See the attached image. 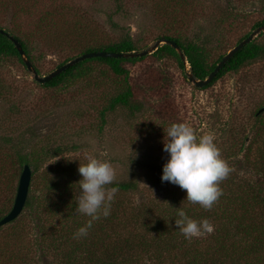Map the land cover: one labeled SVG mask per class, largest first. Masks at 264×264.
<instances>
[{
	"label": "rangeland",
	"instance_id": "obj_1",
	"mask_svg": "<svg viewBox=\"0 0 264 264\" xmlns=\"http://www.w3.org/2000/svg\"><path fill=\"white\" fill-rule=\"evenodd\" d=\"M188 1L191 4L184 10L172 7L163 11L157 7L163 5L160 0H43L42 7H70L68 16L76 12L91 36L104 41H117L128 32L139 51L152 48L169 27L184 38L199 35L200 43L210 36L205 43L210 63L255 31L254 24L264 18V0ZM11 18V11L0 12L4 26L12 27ZM15 22L29 35L33 63L40 75L49 74L74 54L70 44L36 33L35 17L20 16ZM254 41L264 45V30ZM151 53L140 61L125 63L129 71L126 80L134 92L132 101L139 109L132 112L118 106L106 113L103 124L100 111L110 97L124 90V76L95 64L85 76L45 87L16 57L0 58V135L22 133L23 146L40 170L59 160L78 167L79 161L85 162V153L106 159L114 167L116 179L133 178L137 183L129 196L135 202L164 195L167 187L158 183L155 172L168 158L162 151V128L166 130L172 122L189 124L198 136L213 134L222 157L229 154L238 156L234 161L240 159L232 172L238 176L247 172L239 148L258 129L255 114L264 106V57L203 88L185 77L175 58ZM262 114L264 121V111ZM58 146L62 153L47 157V152ZM16 172L20 177L22 170ZM17 222L2 226L0 234H8Z\"/></svg>",
	"mask_w": 264,
	"mask_h": 264
},
{
	"label": "trees",
	"instance_id": "obj_2",
	"mask_svg": "<svg viewBox=\"0 0 264 264\" xmlns=\"http://www.w3.org/2000/svg\"><path fill=\"white\" fill-rule=\"evenodd\" d=\"M160 2L163 5L158 4L157 7L161 11L172 7L184 10L191 4L188 0ZM42 6L43 0H0V12L11 11V22L14 23L9 28L0 21V28L19 40L37 72L39 70L33 63L29 35L23 33L15 22L20 16L35 17V32L40 33V36H51L53 40L70 44L74 54L65 58L57 67L85 52H140L128 32L117 41H104L91 36L88 25L81 17H76V12L73 17H69L70 7ZM225 15L231 16L228 12ZM263 25L264 18L256 22L254 28ZM171 31L170 27L167 28L166 33L158 38L173 40L180 47L184 59L171 44H162L151 54L158 58H175L187 78V72L197 79L206 78L225 55H220L210 63L205 48V43L211 40L210 36L200 40V43L199 35L188 39ZM249 34H245L239 42ZM10 57H16L25 65L9 36L0 33V58ZM262 57L264 45L251 40L203 88L212 85L226 73L237 71ZM143 58H86L41 84L45 87H58L85 76L95 64L106 65L116 76H124V90L110 97L108 104L100 111L103 124L106 122V113L118 106L127 107L132 112L139 109L132 101L134 92L126 80L129 71L125 63H134ZM187 63L189 70H186ZM257 112L255 117L258 129L254 137L246 145L242 142L239 148L247 172L238 176L231 171L220 182L223 193L211 209L205 210L199 204L182 201L186 192L178 185L161 182L162 169L158 172L155 170L158 183L167 187L163 197L135 202L129 198L137 189L134 179H116L113 185L108 186L118 189L111 203L110 214L94 221L87 236L79 238H74V233L89 217L75 214L73 197L76 185L73 182L80 179L77 167L59 160L40 170L31 162L30 152L23 146L22 133L14 136L0 135V219L10 211L15 200L20 178L16 169L22 170L26 163L34 166L23 211L10 223L17 222L23 213L25 217L20 218L8 234H0V264H264V121L263 114ZM62 151L59 146L50 149L47 157L55 158ZM237 157L230 155L227 160L232 170L236 163H241L240 159L234 161ZM180 204L191 218L197 221L207 218L213 231L194 237L191 241L185 240L175 229L173 218L175 207Z\"/></svg>",
	"mask_w": 264,
	"mask_h": 264
},
{
	"label": "clouds",
	"instance_id": "obj_3",
	"mask_svg": "<svg viewBox=\"0 0 264 264\" xmlns=\"http://www.w3.org/2000/svg\"><path fill=\"white\" fill-rule=\"evenodd\" d=\"M162 130V151L168 154V158L162 165L161 182L167 181L184 190L186 196L182 201L211 209L223 193L220 182L232 171L221 156L214 135L204 133L198 136L185 122H172ZM84 161L78 163L80 179L73 182L76 185L73 200L75 214H83L89 219L77 229L74 238L87 236L94 221L110 214L111 203L118 191L115 186L108 187L116 179L115 169L108 160L85 153ZM175 208V229L185 240L191 241L213 231L207 218L197 221L187 215L181 204Z\"/></svg>",
	"mask_w": 264,
	"mask_h": 264
},
{
	"label": "water",
	"instance_id": "obj_4",
	"mask_svg": "<svg viewBox=\"0 0 264 264\" xmlns=\"http://www.w3.org/2000/svg\"><path fill=\"white\" fill-rule=\"evenodd\" d=\"M264 30V25L261 27H258L255 31L250 33L246 38H244L242 41H240L238 44H236L233 48H231L225 55L224 57L217 63L216 67L210 72V74L204 78V79H197L195 78L190 72H187L188 80L191 81L196 87H204L207 84L211 83L216 76L217 72L220 70V68L239 50L241 49L245 44L250 42L251 40L254 39V36L257 35L258 32ZM0 33L6 34L9 36L10 40L14 43L15 47L19 51L26 67L28 70H30L33 73L34 79L40 83H45L50 81L52 78L57 76L59 73L64 71L66 68L70 67L71 65L77 63L78 61H82L86 58H91V57H97V56H102V57H135V56H144L147 54H150L152 51L156 50L161 43L164 44H171L180 54L181 58L184 59V55L180 49V47L173 41L169 39H159L156 44L148 49V50H143L140 52H128V53H122V52H107V51H91V52H85L83 54H80L78 56H75L65 64H63L60 67H57L55 70L50 72L47 75H40L35 67L33 66L32 62L28 59L26 56L25 50L23 49L21 43L19 40H17L14 36L10 35L8 32H6L4 29L0 28ZM264 111V106L261 107L257 114H260ZM31 179H32V167L30 164L26 163L23 165V169L19 178L18 182V187H17V192L15 196V200L13 203L12 208L10 211L5 214L1 219H0V228L11 221L15 220L23 211V208L25 206L28 193H29V188L31 184Z\"/></svg>",
	"mask_w": 264,
	"mask_h": 264
}]
</instances>
